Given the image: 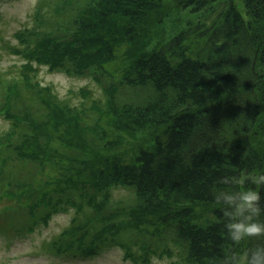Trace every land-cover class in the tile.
Here are the masks:
<instances>
[{"label": "trees", "instance_id": "obj_1", "mask_svg": "<svg viewBox=\"0 0 264 264\" xmlns=\"http://www.w3.org/2000/svg\"><path fill=\"white\" fill-rule=\"evenodd\" d=\"M174 10L201 17L168 29L162 20L178 21ZM31 22L8 46L27 59L22 76H0V97L10 90L0 116L11 121L0 135V193H39L47 182L37 185V174L55 171L24 227L73 208L48 242L60 257L117 246L136 264L166 255L250 264L264 235L233 242L214 195L234 187L225 177L264 172V0H37ZM34 60L91 77L103 96L82 87L79 105L61 98L35 79ZM57 140L66 149L50 152ZM8 163L36 175L14 179ZM120 186L132 198H114Z\"/></svg>", "mask_w": 264, "mask_h": 264}, {"label": "rangeland", "instance_id": "obj_2", "mask_svg": "<svg viewBox=\"0 0 264 264\" xmlns=\"http://www.w3.org/2000/svg\"><path fill=\"white\" fill-rule=\"evenodd\" d=\"M36 3L37 0H0V76H22L21 69L27 59L22 54L12 51L8 46L18 43L19 39L16 35L18 29L26 25H32L31 14ZM175 12H180L178 13V21L176 18L168 20V16L162 20L163 24L166 22L168 29L172 28L171 24L177 23L183 25L188 20L187 18L195 21L201 17L199 13L174 10L173 13ZM154 32L160 34L158 31ZM33 62L36 67L35 79L42 86L50 85L52 92L58 93L61 98L69 97L73 104H78L82 101L83 98L78 93L82 87L92 89L93 96L96 98L103 96L101 87L91 77L69 76L64 72L51 71L43 63H38L35 60ZM22 89L24 96L20 101H16V104L18 110L24 112L29 108L31 94L27 93L25 87L22 86ZM71 91H74V93L72 94ZM8 92L10 90H7L6 95L0 97V99L6 101ZM10 125V120L0 116V135H6L5 132L9 130ZM56 130L60 134V127ZM49 146L52 149L48 148V150L53 153L66 149V145H63L61 140L54 141ZM30 148L33 151L36 150V147L30 146ZM25 169L23 168L22 170L19 164L8 163L6 172L8 175H12L14 179L31 180L36 175V169L27 165H25ZM52 173H55L53 167H48L47 173L39 174V176L37 174V185L44 186L45 182H47V185L40 192L43 193L49 186L53 177L51 176ZM15 187L14 189L17 193L23 192L22 197H17L16 195L18 194L13 195L8 190L0 193V224L4 222L2 215L8 214V223L11 230H13L9 229L7 233L0 230V264H136L130 259L125 258L124 249L117 246L101 250L97 254L88 257H60L50 250L48 242L53 240L72 223L76 210L71 208L68 211H58L52 214L46 224L41 223L32 230H28L24 227V224L29 221L28 211L37 205L38 200L42 196L40 192L36 193L35 185L31 192L23 191L17 186ZM1 188L2 185H0ZM112 195L116 199L126 201L128 198H132L133 194L130 189L120 186L113 189ZM11 203L15 205V209L11 207ZM39 207L42 208V206ZM17 227H21V229ZM240 261L241 264H247L245 257ZM177 263L182 264L178 255L171 257L166 255L164 257L154 256L151 262L144 264Z\"/></svg>", "mask_w": 264, "mask_h": 264}, {"label": "clouds", "instance_id": "obj_3", "mask_svg": "<svg viewBox=\"0 0 264 264\" xmlns=\"http://www.w3.org/2000/svg\"><path fill=\"white\" fill-rule=\"evenodd\" d=\"M223 182L234 186L221 189L214 195L224 218L227 236L239 243L246 238L264 235V203H261L258 190L264 187V172L225 177ZM250 264H264V248L253 253Z\"/></svg>", "mask_w": 264, "mask_h": 264}]
</instances>
